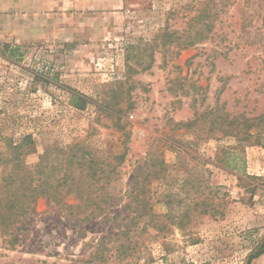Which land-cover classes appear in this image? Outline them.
I'll return each instance as SVG.
<instances>
[{
    "label": "rangeland",
    "instance_id": "obj_1",
    "mask_svg": "<svg viewBox=\"0 0 264 264\" xmlns=\"http://www.w3.org/2000/svg\"><path fill=\"white\" fill-rule=\"evenodd\" d=\"M67 1L70 34L0 44L1 137L32 135L26 163L50 151L51 170L83 143L118 167L109 190L135 181L152 212L123 213V198L110 223L84 222L40 198L0 264H247L264 244V0Z\"/></svg>",
    "mask_w": 264,
    "mask_h": 264
},
{
    "label": "trees",
    "instance_id": "obj_2",
    "mask_svg": "<svg viewBox=\"0 0 264 264\" xmlns=\"http://www.w3.org/2000/svg\"><path fill=\"white\" fill-rule=\"evenodd\" d=\"M173 38L174 36L168 35ZM174 42H181L179 39ZM183 48L193 46L192 42H184ZM6 143V150L0 151V241H5L10 247L16 246L19 239L13 234L14 229L30 215L36 213V204L40 198L54 204L61 209L71 210V214L82 216L84 222H93L102 218L104 223L119 216L112 209L114 202L126 199L120 204L123 213L135 214L134 218L148 216L152 212V206L147 197H142L145 189L132 182L122 195H117L109 190V184L119 173L117 166L106 163L97 158L83 143L74 144L62 150L59 159V168H43L44 161L49 159L51 152H45L41 162L36 165H28L26 158L35 151V141L32 135H26L21 142H14L1 137L0 142ZM125 159V155L120 161ZM230 167L229 163L225 165ZM234 170V169H233ZM133 180H136L133 179ZM121 192V191H120ZM75 196L78 202L75 205H67L65 199ZM118 196H121L118 199ZM168 204L174 201L166 197ZM182 205V200L177 202ZM189 206L185 212L179 214V221L174 224L183 227L184 217L189 213ZM172 215V213H168ZM166 215L168 218L172 217ZM133 218V219H134ZM128 219V217H127ZM168 221V220H167ZM264 255V244L260 251L249 256L247 264Z\"/></svg>",
    "mask_w": 264,
    "mask_h": 264
},
{
    "label": "crops",
    "instance_id": "obj_3",
    "mask_svg": "<svg viewBox=\"0 0 264 264\" xmlns=\"http://www.w3.org/2000/svg\"><path fill=\"white\" fill-rule=\"evenodd\" d=\"M65 3L69 4L67 0ZM66 4L61 5L58 0H0V44L23 48L50 44L59 35L70 34L71 27H59V14L73 10V4L69 7ZM102 26L92 29L93 33L99 35L111 31L106 24ZM253 224L252 227L263 226L264 215L256 217ZM254 264H264V255Z\"/></svg>",
    "mask_w": 264,
    "mask_h": 264
}]
</instances>
